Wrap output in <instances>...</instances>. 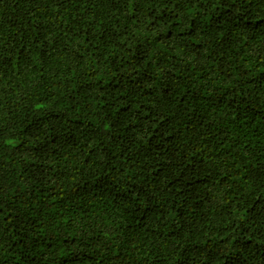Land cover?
Listing matches in <instances>:
<instances>
[{
  "label": "trees",
  "instance_id": "1",
  "mask_svg": "<svg viewBox=\"0 0 264 264\" xmlns=\"http://www.w3.org/2000/svg\"><path fill=\"white\" fill-rule=\"evenodd\" d=\"M0 264H264V0H0Z\"/></svg>",
  "mask_w": 264,
  "mask_h": 264
}]
</instances>
